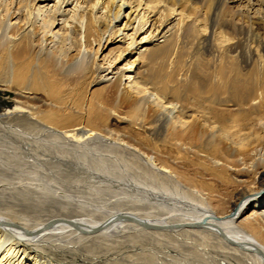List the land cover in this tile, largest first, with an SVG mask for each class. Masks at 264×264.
Instances as JSON below:
<instances>
[{
	"label": "bare ground",
	"instance_id": "bare-ground-1",
	"mask_svg": "<svg viewBox=\"0 0 264 264\" xmlns=\"http://www.w3.org/2000/svg\"><path fill=\"white\" fill-rule=\"evenodd\" d=\"M0 91V264H264V0H0Z\"/></svg>",
	"mask_w": 264,
	"mask_h": 264
},
{
	"label": "rangeland",
	"instance_id": "rangeland-1",
	"mask_svg": "<svg viewBox=\"0 0 264 264\" xmlns=\"http://www.w3.org/2000/svg\"><path fill=\"white\" fill-rule=\"evenodd\" d=\"M128 77H129V75L126 74L125 78L128 79ZM12 106H13L12 95L0 91V114H2L5 111H7V109L12 108ZM2 187L3 186H1L0 188H2Z\"/></svg>",
	"mask_w": 264,
	"mask_h": 264
}]
</instances>
